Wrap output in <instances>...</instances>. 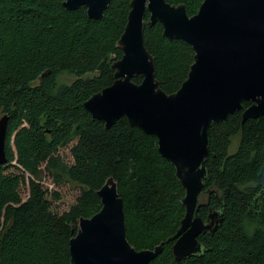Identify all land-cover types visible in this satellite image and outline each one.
I'll return each mask as SVG.
<instances>
[{
    "label": "trees",
    "instance_id": "1",
    "mask_svg": "<svg viewBox=\"0 0 264 264\" xmlns=\"http://www.w3.org/2000/svg\"><path fill=\"white\" fill-rule=\"evenodd\" d=\"M65 1L0 0V119L9 116L8 161L0 167V264H71L70 240L81 218L100 212L97 192L111 177L123 199L130 244L141 251L164 243L150 264H264V116L242 124L236 112L211 126L204 191H229L226 217L214 235L200 236L204 253L176 262L169 239L186 208L175 167L160 155L155 136L125 117L107 130L84 108L115 80L112 65L123 56L118 43L132 0H112L98 21L89 19L86 7L67 11ZM203 1L167 0L185 5L190 16ZM149 18L147 12L145 47L161 88L172 94L187 79L195 53L186 42L164 37L160 23L148 27ZM62 75L75 80L60 84ZM73 143L68 165L59 151ZM45 177L79 189L69 211L53 213L52 201L61 196L54 191L48 198ZM214 206H222L215 193L198 211L204 220Z\"/></svg>",
    "mask_w": 264,
    "mask_h": 264
},
{
    "label": "water",
    "instance_id": "2",
    "mask_svg": "<svg viewBox=\"0 0 264 264\" xmlns=\"http://www.w3.org/2000/svg\"><path fill=\"white\" fill-rule=\"evenodd\" d=\"M112 0H66L64 8L86 7L91 20H102ZM127 25L118 43L123 52L112 65L114 82L84 103L92 117L110 130L126 118L132 127L158 139L160 155L176 169L185 190V216L174 243L176 262L207 249L199 237L214 235L222 226L229 191L211 187L208 177L211 126L242 112V124L264 116V0H204L190 16L185 5L167 0H132ZM148 27L163 26L170 41L181 40L195 53L187 79L172 94L156 78L153 56L145 47ZM143 76L141 83L134 77ZM244 102L251 103L248 108ZM9 116L0 119V167L7 164ZM215 193L222 206L210 207L206 221L199 214L201 199ZM102 208L92 218H81L70 240L71 264H150L164 243L138 251L128 241L126 215L118 184L109 178L97 192Z\"/></svg>",
    "mask_w": 264,
    "mask_h": 264
},
{
    "label": "rangeland",
    "instance_id": "3",
    "mask_svg": "<svg viewBox=\"0 0 264 264\" xmlns=\"http://www.w3.org/2000/svg\"><path fill=\"white\" fill-rule=\"evenodd\" d=\"M75 80V77L70 76V75H62L59 79V83H71ZM235 143L232 147V152L234 150H236V145H237V141L238 139L234 140ZM74 146V143L71 144L70 146L66 147V148H62L59 151V155L62 157V159L64 160L65 163H67L68 165H72L74 163L73 157L71 155V148ZM15 164V163H14ZM44 168V166L42 167ZM9 172H13V173H18L17 171H14L13 169H11ZM28 176V174H26ZM42 185L45 188H48L50 191V194L48 196L49 199H51V193L54 191H57L60 196L61 199L58 201H52V211L53 213L57 214V215H61L66 211H69L70 208L76 204L77 198L80 196L81 192L79 191V189L72 184H63L60 186H56L51 179H49V177H45L42 181ZM21 194L23 196L24 201L28 199V195H29V190H28V185L27 186H23L21 188ZM204 200H206V196H204L201 199V202H204Z\"/></svg>",
    "mask_w": 264,
    "mask_h": 264
},
{
    "label": "bare ground",
    "instance_id": "4",
    "mask_svg": "<svg viewBox=\"0 0 264 264\" xmlns=\"http://www.w3.org/2000/svg\"><path fill=\"white\" fill-rule=\"evenodd\" d=\"M204 219V218H203ZM206 221V220H205ZM207 234V233H206ZM204 235V234H203ZM202 236V235H201ZM200 238V237H199ZM200 240V239H199ZM201 242V241H200Z\"/></svg>",
    "mask_w": 264,
    "mask_h": 264
}]
</instances>
